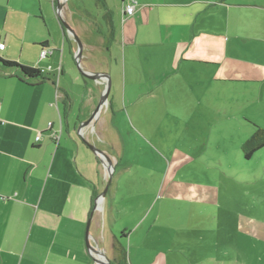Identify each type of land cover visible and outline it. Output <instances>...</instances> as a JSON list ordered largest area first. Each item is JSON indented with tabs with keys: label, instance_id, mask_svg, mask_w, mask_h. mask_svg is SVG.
Returning a JSON list of instances; mask_svg holds the SVG:
<instances>
[{
	"label": "crops",
	"instance_id": "0c3cea01",
	"mask_svg": "<svg viewBox=\"0 0 264 264\" xmlns=\"http://www.w3.org/2000/svg\"><path fill=\"white\" fill-rule=\"evenodd\" d=\"M58 1L0 0V56L44 69V79H25L17 68L0 63V264H98L93 256L109 249L113 264L114 245H124V237L131 246L135 232L140 236L135 246L143 248L146 230L137 232L143 220L134 228L116 225L123 171L118 156L127 137L114 118L126 110L140 122L143 114L153 120L163 111L158 120L173 124L182 117L176 106L187 108L186 122H201L207 107L215 116L226 114L224 95L245 107L264 108V0H136L130 15L122 6L129 0L113 6L94 0L97 13L66 0L61 14L82 42L80 65L110 78L94 132L88 126L78 131L105 78L78 70L77 44L57 16ZM14 21L23 31L10 29ZM43 42L51 51L39 57ZM259 112L251 111V117ZM251 119H244L250 134L256 123ZM89 143L111 162L104 196L108 172ZM204 187L208 193L214 188ZM263 226L246 231L264 237ZM157 248L163 257L158 264H167L170 248Z\"/></svg>",
	"mask_w": 264,
	"mask_h": 264
},
{
	"label": "rangeland",
	"instance_id": "374dc122",
	"mask_svg": "<svg viewBox=\"0 0 264 264\" xmlns=\"http://www.w3.org/2000/svg\"><path fill=\"white\" fill-rule=\"evenodd\" d=\"M94 2L66 1L69 6L87 4L97 13L100 9ZM108 3L113 6L119 0ZM10 29L23 31L15 21ZM237 102L222 96L226 114L215 116L207 107L201 122L184 121L183 106L175 107L182 117L173 124L158 120L163 111L153 120L143 114L142 122L130 110L114 118L127 137L118 156L123 171L115 202L116 225L120 221V227L134 228L143 220L137 232L146 230L143 248L135 246L140 238L136 232L131 246L123 237L128 264H158L163 257L157 247L170 248L165 251L167 264H264V237L246 231L264 224V146L249 158L242 149L251 128L244 119L254 118L257 124L264 119V108ZM258 109L260 116L251 117V111ZM187 182L203 187L185 188ZM207 185L215 189L205 192ZM192 193L208 200L190 198ZM111 254L109 249L105 255Z\"/></svg>",
	"mask_w": 264,
	"mask_h": 264
},
{
	"label": "water",
	"instance_id": "95a60500",
	"mask_svg": "<svg viewBox=\"0 0 264 264\" xmlns=\"http://www.w3.org/2000/svg\"><path fill=\"white\" fill-rule=\"evenodd\" d=\"M66 0H59L58 3H57V6H56V13H57V16L62 24V27L64 28L65 32H67L73 40L76 41V44H77V49L75 50V52L73 53L74 54V57H75V60H76V66L78 68V70H80L83 74L93 78V79H101V78H105L104 79V88L101 92L100 97H99V100L96 104V106L94 107V109L92 110L91 114L89 117H87L86 119L84 120H81L77 126V129L78 131H80L81 129H83V127L85 126H88V127H91V130L92 132H94V125H95V122L97 121V118L100 116L101 112H102V109L104 107V104L107 100V96H108V93H109V88H110V78H109V75L107 72L105 71H90V70H86V68L84 69L80 63H79V59H80V56H81V51H82V42L80 40V38L78 37V35L76 34L74 28H72L68 23L67 21L65 20V18L62 16L61 14V10H62V7H63V4ZM90 146V148L92 149V151L94 153H96L99 161L101 162L102 166L106 169V171L108 172V179H107V182L105 184V188L103 189V191L101 192V195L104 196L106 191H107V188H108V184H109V181H110V177L112 174V166H111V162H109V158L107 157V155L100 149V148H97V146L95 145H92V144H88ZM85 239H86V244L88 246V248H92V244L90 243V240H89V236H88V221H87V224H86V228H85ZM98 249V248H97ZM93 259L98 263V264H112L110 259L105 255L103 254L102 251H100V253L98 255H94L93 256Z\"/></svg>",
	"mask_w": 264,
	"mask_h": 264
},
{
	"label": "trees",
	"instance_id": "16d2710c",
	"mask_svg": "<svg viewBox=\"0 0 264 264\" xmlns=\"http://www.w3.org/2000/svg\"><path fill=\"white\" fill-rule=\"evenodd\" d=\"M104 0H98L102 5H104ZM109 15V17L107 16ZM105 17L109 18L110 20V13L107 12L105 14ZM111 22V20H110ZM47 43L43 42L41 43V49L47 48ZM0 63L9 67L17 68L22 77L25 79H44L42 78V74L39 68L34 66H29L25 64H19V62L15 60L6 59L0 56ZM18 77V76H16ZM19 80L24 81L21 77H18ZM253 126V130L251 134L244 140L242 143V149L244 157L249 158L256 150L260 149L262 146H264V126L256 123H251ZM124 231V230H123ZM122 233V232H121ZM116 250V258L115 262L113 264H128L127 262V253L124 245L120 244L118 241V245H114Z\"/></svg>",
	"mask_w": 264,
	"mask_h": 264
},
{
	"label": "built area",
	"instance_id": "2783aa9c",
	"mask_svg": "<svg viewBox=\"0 0 264 264\" xmlns=\"http://www.w3.org/2000/svg\"><path fill=\"white\" fill-rule=\"evenodd\" d=\"M135 4H136V0H129L123 2L122 6H123V10L126 14L130 15L133 13L134 8H135ZM4 44L2 42H0V48H3ZM51 49L50 48H42L39 52V57H44L48 54V52H50ZM42 72L44 71L43 68L40 69ZM52 136L55 138L58 136V134L56 133V131L52 132ZM36 138H39V135L36 136Z\"/></svg>",
	"mask_w": 264,
	"mask_h": 264
},
{
	"label": "bare ground",
	"instance_id": "6f19581e",
	"mask_svg": "<svg viewBox=\"0 0 264 264\" xmlns=\"http://www.w3.org/2000/svg\"><path fill=\"white\" fill-rule=\"evenodd\" d=\"M99 254V253H98Z\"/></svg>",
	"mask_w": 264,
	"mask_h": 264
}]
</instances>
